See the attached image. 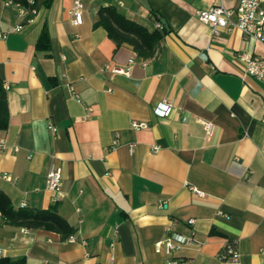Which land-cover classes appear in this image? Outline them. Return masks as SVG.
Returning <instances> with one entry per match:
<instances>
[{"label": "crops", "instance_id": "1", "mask_svg": "<svg viewBox=\"0 0 264 264\" xmlns=\"http://www.w3.org/2000/svg\"><path fill=\"white\" fill-rule=\"evenodd\" d=\"M82 1L84 22L74 27L73 0L41 1L30 21L0 0V31L8 32L0 39V81L9 113L0 131V191L16 208L58 203L77 230L74 241L63 242L0 220V258L264 264V86L241 60L264 56L263 46L237 28L214 34L197 17L209 0ZM104 7L149 31L157 29L153 13L166 20L159 57L118 47L97 26ZM44 31L49 49L38 47ZM164 100L174 105L168 117L156 114ZM202 120L216 125L214 136ZM52 166L63 170L60 194L47 189ZM168 228L193 239L172 257L155 252ZM228 245L238 263L220 259Z\"/></svg>", "mask_w": 264, "mask_h": 264}, {"label": "built area", "instance_id": "2", "mask_svg": "<svg viewBox=\"0 0 264 264\" xmlns=\"http://www.w3.org/2000/svg\"><path fill=\"white\" fill-rule=\"evenodd\" d=\"M4 4L8 8L16 9L19 17L22 20H31V16H35L38 11L36 6V0H3ZM212 6L207 11H200L197 14L198 19L203 24L207 25L214 34H217L223 30H232L234 28L239 29L243 35L248 39H253L264 48V0H237V6L235 8H227L225 6V0H209ZM71 23L74 27H79L84 22V4L82 0H73L72 8L70 10ZM157 28H162L160 24H157ZM21 27H17L15 30H19ZM8 32L0 31V39H5ZM156 54L151 60L158 58ZM241 60L246 63V73L255 78L264 86V56H241ZM134 64V60H130L127 73L131 70V66ZM146 64V63H145ZM118 73H124L123 70H116ZM4 88V87H3ZM6 88V87H5ZM7 89V88H6ZM173 102L170 100H164L156 108V114L160 117H168L173 111ZM208 137L214 136L216 132V125L210 121H201ZM133 128L136 130L146 129V123L133 122ZM52 133H56V128L50 125ZM133 146H131L132 149ZM4 148V144L0 142V151ZM154 151H158V148H154ZM63 180V170L61 167L52 166L47 175V189L55 194L61 193ZM194 191L202 196L203 194L198 190ZM1 219V213H0ZM168 237L158 242L155 245V252L157 254H163L168 257H172L176 251L182 246L193 243L191 237H185L178 233L173 232L168 228ZM74 241V238H70ZM220 259L225 262L238 263L239 254L230 245H228L222 252ZM168 264H179L176 260L168 261Z\"/></svg>", "mask_w": 264, "mask_h": 264}, {"label": "trees", "instance_id": "3", "mask_svg": "<svg viewBox=\"0 0 264 264\" xmlns=\"http://www.w3.org/2000/svg\"><path fill=\"white\" fill-rule=\"evenodd\" d=\"M49 5L51 0H36V8L40 2ZM152 19L162 28L149 31L144 26L136 24L120 13L115 7H104L99 12L98 27L104 28L110 38L118 47L127 45L134 49L139 57L145 60L152 59L160 49L167 30L161 24L162 18L153 13ZM48 35L44 31L41 35L38 47L49 49ZM9 125V113L6 91L0 81V131H4ZM58 203L53 204L48 210H31L28 208H16L10 199L0 191L1 221L8 226L22 228L28 231H50L60 235L61 240L67 241L77 234V230L71 226L60 214ZM0 264H30L26 258L10 259L0 258Z\"/></svg>", "mask_w": 264, "mask_h": 264}, {"label": "water", "instance_id": "4", "mask_svg": "<svg viewBox=\"0 0 264 264\" xmlns=\"http://www.w3.org/2000/svg\"><path fill=\"white\" fill-rule=\"evenodd\" d=\"M162 25L164 26V28L166 29V30H168V25H167V22H166V20H162Z\"/></svg>", "mask_w": 264, "mask_h": 264}]
</instances>
